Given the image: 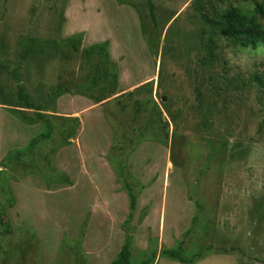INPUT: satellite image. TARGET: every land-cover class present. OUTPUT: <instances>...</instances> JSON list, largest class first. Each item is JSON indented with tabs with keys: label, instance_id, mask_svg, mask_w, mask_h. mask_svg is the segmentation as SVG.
<instances>
[{
	"label": "rangeland",
	"instance_id": "obj_1",
	"mask_svg": "<svg viewBox=\"0 0 264 264\" xmlns=\"http://www.w3.org/2000/svg\"><path fill=\"white\" fill-rule=\"evenodd\" d=\"M259 1L0 0V264H111L128 234L131 264H185L161 255L178 246L204 253L193 264H264V91L249 81L264 45L223 39L202 63L203 13ZM80 33L117 66L102 102L65 42ZM37 111L53 136L8 158L48 130ZM62 117L79 118L72 138Z\"/></svg>",
	"mask_w": 264,
	"mask_h": 264
},
{
	"label": "trees",
	"instance_id": "obj_2",
	"mask_svg": "<svg viewBox=\"0 0 264 264\" xmlns=\"http://www.w3.org/2000/svg\"><path fill=\"white\" fill-rule=\"evenodd\" d=\"M203 16L210 28V35L207 40H205L206 54L202 59L203 64H212L218 60L219 54L217 52V42L223 39L241 47L264 45V0L257 2L254 9L246 10L240 6L231 5L220 14L215 13L210 16L203 13ZM60 18L61 22H63V13H61ZM82 38L83 34L80 33L69 37L65 42L69 43L75 51L82 52L84 59L90 67L88 72L89 84L87 89L89 91L98 90L96 100L97 102H102L108 98V95L115 94L118 89L119 75L117 66L111 59L109 43L107 41L91 45L81 50L80 45ZM249 79L251 83H255L260 90L264 91V72H257ZM219 83H222V81H219ZM243 83L247 82L243 81ZM63 91L64 90L60 88L57 90V93L62 94ZM134 93L135 91H131L126 94L131 96ZM22 99L24 98L22 97ZM24 100L26 101L27 107L31 108V103L26 99ZM14 111L17 114H25L20 109H14ZM36 116L45 121L48 130L33 138L25 149L10 154L8 158L20 159L26 154L32 153L35 146L41 140H49L53 136V128L49 118L39 111L36 112ZM62 120L66 122L64 126L66 136L72 138L77 132L79 118L62 117ZM208 120V118L204 119L203 123L205 126H208ZM166 135L168 138L169 133L167 132ZM123 187L127 190L129 195L130 213L126 221V224H128L134 216L138 195L133 189L132 182L125 180ZM131 246V235L128 234L121 251L111 264H131V258L133 255ZM157 254L156 251H153L151 259H149V261H143L141 264H149L154 261ZM203 254V252H198L191 257H186L181 246H178L177 248H166L161 252L162 256L169 257L185 264H193L195 260Z\"/></svg>",
	"mask_w": 264,
	"mask_h": 264
}]
</instances>
